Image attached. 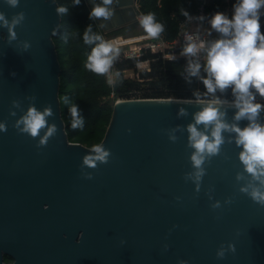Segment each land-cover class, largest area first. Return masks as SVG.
Here are the masks:
<instances>
[{
  "label": "water",
  "instance_id": "1",
  "mask_svg": "<svg viewBox=\"0 0 264 264\" xmlns=\"http://www.w3.org/2000/svg\"><path fill=\"white\" fill-rule=\"evenodd\" d=\"M86 1L90 11L101 2ZM109 7L115 10L110 20L94 18L103 32L140 15L136 0H113ZM56 8L54 0H19L15 7L0 0L9 21L24 13L15 39L0 27V124L6 128L0 131V264H264V203L249 194V184L259 181L239 160L235 133H222L219 153L205 158L199 180L194 176L187 125L212 99L114 101L98 143L110 150L108 162L83 163L91 148L66 140L58 113L50 38ZM223 101L224 121L247 126L234 119L232 101ZM30 107L53 113L36 137L16 126ZM258 120L264 123V109ZM51 125L57 130L41 145Z\"/></svg>",
  "mask_w": 264,
  "mask_h": 264
},
{
  "label": "clouds",
  "instance_id": "2",
  "mask_svg": "<svg viewBox=\"0 0 264 264\" xmlns=\"http://www.w3.org/2000/svg\"><path fill=\"white\" fill-rule=\"evenodd\" d=\"M6 2L15 7L18 6L19 0H6ZM79 3L80 0H73L74 5ZM112 4L113 0L93 2L89 18L110 20L115 11L109 7ZM262 8H264V0H236L231 18L223 12H216L210 18L211 29L219 34L217 39L196 43L192 35L185 34L186 46L182 53L189 57H198L199 53H204L203 65L198 59L195 62L189 61L187 68L189 75L199 76L203 67L205 75L200 79L206 92L213 97L218 90L223 93L231 88L235 97L232 105L237 109L234 119L248 121L247 126L243 128L238 124L226 123L224 121L226 113L220 109V105L226 101L218 97L206 103L194 114V122L187 125V132L189 133L188 146L195 150L191 155L192 166L196 169L195 179L199 180L204 175L201 166L205 158L210 159L219 153L220 146L224 143L222 133H235V144L242 149L239 160L252 180L259 181V186L249 184L250 196L259 203H264V192L261 191V187H264V179H261L264 177V123L259 122L258 118L264 105L255 101L256 94L264 97V32L261 31L260 23ZM56 11L64 16L68 12V7L58 5ZM180 11L186 18L191 19L183 8ZM23 19V12L18 13L11 21L0 12V27L7 28L10 38L15 39L14 29ZM139 24L147 36L153 39H158L164 32V25L157 22L154 13L142 16ZM83 41L85 44L95 45L87 56L85 68L97 75L108 77L115 60L120 55L119 48L99 34L93 33L91 24L84 30ZM119 75V72L115 73V76ZM107 82L110 85L114 84L113 79H108ZM65 103L70 104L68 111L72 117L71 127L83 128L85 118L79 105L70 103L67 98ZM186 114L184 109H180L179 115ZM51 115H53L51 107L45 108L43 112L30 107L26 115L17 121L16 126L19 128L22 124L23 128H19L21 132L36 137L40 134V130L46 127L45 117ZM198 125H203V130L198 129ZM56 130L55 125L49 126L40 144H46L48 137L52 136ZM0 131H6L4 124H0ZM170 139L176 138L173 136ZM90 153L83 158V163L95 168L97 161L108 162L110 150L105 149L102 144H94ZM86 178L92 177L89 174ZM239 178L241 177L238 176ZM241 191L248 192V187L241 188ZM232 250L235 251L234 248ZM217 257L224 258V252L219 251Z\"/></svg>",
  "mask_w": 264,
  "mask_h": 264
},
{
  "label": "trees",
  "instance_id": "3",
  "mask_svg": "<svg viewBox=\"0 0 264 264\" xmlns=\"http://www.w3.org/2000/svg\"><path fill=\"white\" fill-rule=\"evenodd\" d=\"M54 2L56 7L58 5L68 7L66 15L58 14L57 27L50 37L58 65L56 89L58 113L67 141L87 148L98 144L109 122L112 104L117 98L214 99L218 97L221 100L234 101L235 97L231 88L223 93L218 90L215 97L206 92L200 79L205 75L203 67L199 76L189 75L188 64L190 60L195 62L194 58L175 56L168 60L161 58L159 53H151L148 50H145L138 59L146 60L148 70H136L134 58L119 55L113 64L114 84L108 86L103 75H97L84 66L88 54L95 46L84 43V30L91 24L93 33L104 36V38L110 35L125 36L135 34L133 25L138 21L102 33L95 19L89 18L91 11L86 0H80L78 5H74L73 0H54ZM199 2L200 0H136V5L141 17L154 13L157 22L164 25V32L161 36L165 40H171L176 36L178 20L184 17L180 10L183 8L190 14ZM235 2L236 0H232V3ZM204 8L205 12L212 16L220 8L219 1L205 0ZM110 42L117 45L122 41L117 42L114 39ZM129 69L134 71V75L124 76L122 72ZM116 72L120 73L118 77L115 76ZM110 92H112V97H109ZM65 98L70 103L79 105L85 118L83 128L73 129L71 127L72 117L68 111L70 104L65 103ZM255 102L264 104V97L256 94ZM3 260L7 261L9 258L3 255Z\"/></svg>",
  "mask_w": 264,
  "mask_h": 264
},
{
  "label": "built area",
  "instance_id": "4",
  "mask_svg": "<svg viewBox=\"0 0 264 264\" xmlns=\"http://www.w3.org/2000/svg\"><path fill=\"white\" fill-rule=\"evenodd\" d=\"M218 1L220 4V8L216 12H223L227 14L229 18H231L234 4L232 3V0ZM204 2L205 0H200L195 10L189 14L191 19H188L184 16L178 20L176 36L171 40H165L162 36H160L158 39H153L148 37L144 31V33L137 34L134 37L130 36L132 38H135L134 41L124 43L123 41L125 40L123 39L121 43H118L117 45L115 43L113 44L117 47L127 46V48L120 51V55L125 58H134L136 60V65L138 62L141 61L146 62V60H138L145 50H148L151 53H159V56L161 58L168 60L173 59L175 56L189 57L182 54L183 49L186 46L185 34L192 35L193 40L196 43H200L201 41L210 42L219 37L217 35L218 33L210 30L211 27L209 21L211 16H209L205 12ZM139 17L140 15L136 18V21H138ZM200 17H203V19H200ZM122 36L123 35H112L104 39L108 41L120 38ZM191 58H194L195 60L198 59L199 62L202 64V62L204 61V53L201 52L198 54V57ZM143 69L148 70L147 63ZM104 77L106 82L108 81V79H114V70L112 69V72L109 74L108 77ZM107 84L108 86H111L108 82ZM109 97H112V92L109 93Z\"/></svg>",
  "mask_w": 264,
  "mask_h": 264
},
{
  "label": "rangeland",
  "instance_id": "5",
  "mask_svg": "<svg viewBox=\"0 0 264 264\" xmlns=\"http://www.w3.org/2000/svg\"><path fill=\"white\" fill-rule=\"evenodd\" d=\"M140 18H141V16L138 18V21L140 20ZM133 27H134V29H135V31H136L135 34H126L125 36H122V37H129V38L127 39L128 41H134L135 38H132V37H134V36L137 35V34L144 33V30H143V28L140 26L139 22H136V24H134ZM210 30H212V29H210ZM212 31H214V30H212ZM214 32H215V31H214ZM110 36H112V35H110ZM130 36H132V37H130ZM102 37L104 38V36H102ZM108 41H109V40H108ZM116 41H117V42H121L122 39L116 38ZM118 48H119V50L121 51V50L127 48V46H119ZM203 64H204V61L202 62V65H203ZM145 66H146V62L141 61V62H138V63H137L135 69L140 71V70H143V68H144ZM122 73H123V75L126 76V77H132V76L134 75V71H132V70H130V69H129V70H124Z\"/></svg>",
  "mask_w": 264,
  "mask_h": 264
},
{
  "label": "bare ground",
  "instance_id": "6",
  "mask_svg": "<svg viewBox=\"0 0 264 264\" xmlns=\"http://www.w3.org/2000/svg\"><path fill=\"white\" fill-rule=\"evenodd\" d=\"M126 38H128V37H126ZM126 38L120 37L119 39L127 40ZM109 41H111V40H109ZM122 101H123V99H121V98H117V99L115 100V102H122Z\"/></svg>",
  "mask_w": 264,
  "mask_h": 264
},
{
  "label": "flooded vegetation",
  "instance_id": "7",
  "mask_svg": "<svg viewBox=\"0 0 264 264\" xmlns=\"http://www.w3.org/2000/svg\"><path fill=\"white\" fill-rule=\"evenodd\" d=\"M128 24H125V25H122L121 27H125V26H127ZM120 28V27H119ZM111 30H114V29H110L109 31H111ZM5 261V260H4Z\"/></svg>",
  "mask_w": 264,
  "mask_h": 264
},
{
  "label": "crops",
  "instance_id": "8",
  "mask_svg": "<svg viewBox=\"0 0 264 264\" xmlns=\"http://www.w3.org/2000/svg\"><path fill=\"white\" fill-rule=\"evenodd\" d=\"M139 22V21H138ZM101 31V30H100ZM101 32H103V31H101Z\"/></svg>",
  "mask_w": 264,
  "mask_h": 264
}]
</instances>
